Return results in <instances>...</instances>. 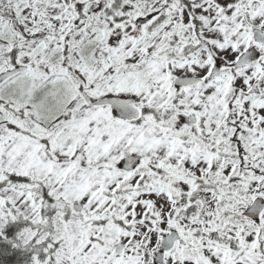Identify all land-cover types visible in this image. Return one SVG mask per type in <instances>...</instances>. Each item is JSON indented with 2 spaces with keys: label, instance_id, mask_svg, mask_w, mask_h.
Wrapping results in <instances>:
<instances>
[{
  "label": "snow or ice",
  "instance_id": "obj_1",
  "mask_svg": "<svg viewBox=\"0 0 264 264\" xmlns=\"http://www.w3.org/2000/svg\"><path fill=\"white\" fill-rule=\"evenodd\" d=\"M0 264H264V0H0Z\"/></svg>",
  "mask_w": 264,
  "mask_h": 264
}]
</instances>
